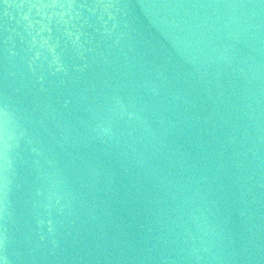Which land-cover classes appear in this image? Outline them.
Wrapping results in <instances>:
<instances>
[{"label":"water","instance_id":"1","mask_svg":"<svg viewBox=\"0 0 264 264\" xmlns=\"http://www.w3.org/2000/svg\"><path fill=\"white\" fill-rule=\"evenodd\" d=\"M0 264H264V0H0Z\"/></svg>","mask_w":264,"mask_h":264}]
</instances>
